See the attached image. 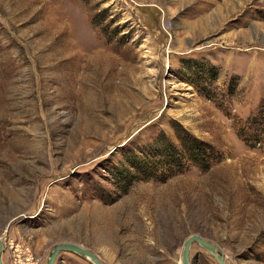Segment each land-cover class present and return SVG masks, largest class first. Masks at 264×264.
<instances>
[{"label":"rangeland","instance_id":"rangeland-1","mask_svg":"<svg viewBox=\"0 0 264 264\" xmlns=\"http://www.w3.org/2000/svg\"><path fill=\"white\" fill-rule=\"evenodd\" d=\"M182 131L205 165L134 173ZM192 235L264 264V0H0L3 264H181Z\"/></svg>","mask_w":264,"mask_h":264},{"label":"trees","instance_id":"trees-1","mask_svg":"<svg viewBox=\"0 0 264 264\" xmlns=\"http://www.w3.org/2000/svg\"><path fill=\"white\" fill-rule=\"evenodd\" d=\"M182 133L184 134L179 136L178 141L180 144L178 146L174 145L167 137H161L162 152L158 156L150 153L153 159L157 158V162L155 164L148 165L145 162L131 160V166L135 171L134 173L139 176L143 174L147 177L155 178L154 176L158 172L160 173L158 177H162L160 180H166L175 173H182L184 168L182 167V160H185L183 159L184 157L188 158L190 161L196 163L200 167L205 165L207 156L209 153H212L211 150H209L210 148L203 146L202 143H200L188 133L184 131H182ZM124 171V174L128 175V178H132V173L128 168H126ZM114 176L116 178L119 175L114 174Z\"/></svg>","mask_w":264,"mask_h":264},{"label":"water","instance_id":"water-1","mask_svg":"<svg viewBox=\"0 0 264 264\" xmlns=\"http://www.w3.org/2000/svg\"><path fill=\"white\" fill-rule=\"evenodd\" d=\"M193 244H197L200 246L203 250H205L207 253H209L218 264H227L225 260L222 257V254L219 252V250L212 244L208 243L204 239L200 238L197 235H192L188 237L185 242L183 243V248L181 252V264H190L189 260V253L191 246ZM4 252L3 245L0 240V264H3L2 262V254ZM60 252H68L73 253L81 258H84L88 260L91 264H103L93 253L90 251L79 247L75 244H58L56 245L50 252L49 257L46 260V264H54L55 259L57 255Z\"/></svg>","mask_w":264,"mask_h":264},{"label":"bare ground","instance_id":"bare-ground-1","mask_svg":"<svg viewBox=\"0 0 264 264\" xmlns=\"http://www.w3.org/2000/svg\"><path fill=\"white\" fill-rule=\"evenodd\" d=\"M99 244H100V242H99ZM104 244V243H103Z\"/></svg>","mask_w":264,"mask_h":264}]
</instances>
